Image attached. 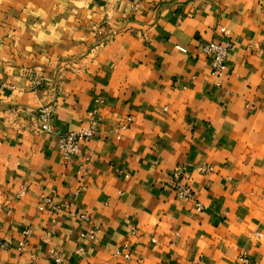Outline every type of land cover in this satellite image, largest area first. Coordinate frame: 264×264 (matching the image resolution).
I'll return each instance as SVG.
<instances>
[{
  "label": "crops",
  "instance_id": "crops-1",
  "mask_svg": "<svg viewBox=\"0 0 264 264\" xmlns=\"http://www.w3.org/2000/svg\"><path fill=\"white\" fill-rule=\"evenodd\" d=\"M0 264H264V0H0Z\"/></svg>",
  "mask_w": 264,
  "mask_h": 264
},
{
  "label": "built area",
  "instance_id": "built-area-1",
  "mask_svg": "<svg viewBox=\"0 0 264 264\" xmlns=\"http://www.w3.org/2000/svg\"><path fill=\"white\" fill-rule=\"evenodd\" d=\"M176 47L181 51H186V49L182 46ZM231 47V40H211L199 44L200 51L211 57V72L212 75L218 79V81L221 80L225 74L228 55ZM49 116L50 112L46 108L39 112L40 130L50 131V126L48 124ZM129 119L130 118H128V120ZM96 125L97 122L93 119H90L89 125L87 127H83L75 131L64 132L59 135L58 147L65 159L70 160L80 154L82 142L94 136ZM196 170L203 173H209L213 171V167L209 164H202L197 166ZM192 180V173L188 171L185 165L179 164L174 168L172 173V181L170 183L164 184L163 188L172 190L175 193L176 198L182 201H193L195 209L201 212L204 210L205 206L195 200L192 188ZM41 201L40 208L45 205L50 206L53 209H58L61 207L54 200L46 196H42ZM78 215L84 221L90 220V214L88 212H80ZM136 231V226H133L132 232L136 233ZM88 233L90 238H93L95 228H91ZM113 254L116 257L129 259L131 257L130 246L128 244H124L123 246L117 247ZM51 256L56 262H60L62 260L61 256L55 254L54 251H51Z\"/></svg>",
  "mask_w": 264,
  "mask_h": 264
}]
</instances>
